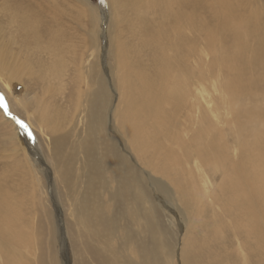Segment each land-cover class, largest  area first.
I'll return each mask as SVG.
<instances>
[{"label":"rangeland","instance_id":"374dc122","mask_svg":"<svg viewBox=\"0 0 264 264\" xmlns=\"http://www.w3.org/2000/svg\"><path fill=\"white\" fill-rule=\"evenodd\" d=\"M0 48V230L13 264H53L52 247L61 264H100L87 246L105 240L77 211L87 201L95 212L91 198L114 218V250L102 254L139 264L153 203L158 258L147 264H185L186 251L203 264H264V0H0ZM99 85L110 99H96L92 128ZM137 96L138 150L123 124ZM106 144L138 176L127 178L138 197L97 172ZM241 201L248 227L228 216Z\"/></svg>","mask_w":264,"mask_h":264},{"label":"bare ground","instance_id":"6f19581e","mask_svg":"<svg viewBox=\"0 0 264 264\" xmlns=\"http://www.w3.org/2000/svg\"><path fill=\"white\" fill-rule=\"evenodd\" d=\"M15 9L18 11H27V8L25 6H23L22 2H20V1L15 2ZM28 11H29V8H28ZM121 52L123 53V55H126L124 48H122ZM5 55H7V52L0 48V58L4 57ZM85 67L90 72V74H93L95 71L99 72V67H98V65L97 66L95 65V62H90V64H85ZM5 70H6V67L0 61V72L5 71ZM93 79L96 80V76L93 77ZM123 83L128 84L130 86V88H132V89L135 88L127 80L120 82V84H123ZM7 88L9 91H11L12 86L7 87ZM92 96H96V97L93 98ZM200 97H201V89L198 86L195 88V100H196L197 104L200 103ZM97 98L101 102V104H108V102H109L110 98L107 97L106 88H104L102 85H99L98 90L93 95H91V97L89 98L90 100L88 102L87 113H88V119H89V122H90V125L92 128L95 127V124L98 121V119L101 115L103 106H104V105L98 104V102L96 100ZM168 98H169L171 103H175L177 100V96L174 93H170ZM138 107L141 108V104L138 106V96L132 97L131 100L129 101V103L127 104V106L125 107V111L129 114H126L123 117V124H124L125 130L129 134L130 138L133 140L137 150H138V130L140 128V127H138ZM142 110L146 111L147 109L143 108ZM148 110H150V108H148ZM4 122H6V121H4ZM11 126H13V125H11ZM39 126H41V125H39ZM13 131H15V128H13ZM11 136H17V134H13ZM262 136H264V133H262ZM208 149H211V147H208ZM105 150H106V153L108 155H110L109 166H107L106 170H102L101 167H99L97 172H99L101 174L110 173L112 175L114 184L116 183L115 188H118L119 185L126 186V191H125L126 193H128L127 189L130 188L134 191L135 196L138 197V193H137L138 180L129 179L127 181V178L129 176L132 178H138V176L131 173L130 165L119 154H115L112 146H110L109 144H106ZM142 177L145 179V177L143 175H142ZM105 185H108V182L105 183ZM86 193L89 194V191H87ZM123 198H124V202L128 203L126 196H124ZM120 200H121V197H120L119 193L113 194V201L120 204ZM131 200L133 201L134 199H131ZM91 201H92V207H95L96 211L95 212L91 211V209L88 205V202L82 201L81 204H79L77 207L78 214L80 217H83V219L91 226V229L96 236L105 240L104 248L106 250H110V248L112 247L113 249H111V250H114V246L111 244V239L115 234V230L113 228L109 229V230L107 229V225L109 223H111L112 221H114V218L111 215L108 216L104 212V208L98 203L96 198H91ZM40 207L43 210V211L41 210V212H44L43 219L49 220L50 216H51V212H50V209L47 208L48 206L40 205ZM156 210H157V208H156L155 204L151 203V209L145 210L143 212V218L145 219L147 227L145 230L144 239L142 241H140L139 253H140L141 260H140L139 264H147L149 262V258L151 256L154 257L153 263H156L157 258H158V251H157L158 240L155 237V230H156L155 214H156ZM228 216L231 218V220L234 224L238 225L239 223H244V225L246 227H248L250 219L247 215V208L243 202H242V204L241 203L240 204L239 203H233L231 209L228 210ZM124 218L127 220L128 224H129V228L131 226H133V224L138 225V213H134L133 211H129L128 214L126 216H124ZM41 224H42V222H41ZM261 225L264 227V221L261 222ZM25 229H27V228L25 227ZM27 230H29V229H27ZM130 230L132 232H135V229H133V228H130ZM16 231H17V228H16L15 232ZM23 233H24V231H23ZM16 234H17V232H16ZM57 235L58 234H57V230H56L55 231V238L56 239L59 237V236L57 237ZM20 236H22V235L20 234ZM24 236H26V235H24ZM1 237H3V232L0 230V255L3 258V264L16 263L14 261V259H15L14 255L10 254L6 251V248L4 247V242L1 239ZM63 238H64V236H63ZM89 244L87 246L88 252H89V254L92 255L93 260L96 261L97 263L99 262L100 264H131L125 258L123 252H122L121 256H119V258H117L115 256L114 252H112L111 256L109 254L105 255V254H102V251L105 250L104 248H100L98 246V247H94L93 249H91ZM91 246H94V245H91ZM104 252H106V251H104ZM116 252H117V249H116ZM135 255H137V260H138V247H137ZM113 257L115 259H119L120 261L117 262L115 259H113ZM51 259H52L53 264H61L59 257H58V253L54 247H52ZM85 261H86L85 259H82L80 261V264H86ZM184 261H185V264H203L204 257H201L200 255L195 254L194 252L186 251L185 255H184ZM135 264H138V261H136ZM211 264H218V263L212 262Z\"/></svg>","mask_w":264,"mask_h":264},{"label":"snow or ice","instance_id":"6c2138e0","mask_svg":"<svg viewBox=\"0 0 264 264\" xmlns=\"http://www.w3.org/2000/svg\"><path fill=\"white\" fill-rule=\"evenodd\" d=\"M100 2L101 4H103L104 0H100ZM0 108H3L5 113H8V105H7V102L4 100V97L2 94H0ZM13 119H16V118L13 117ZM17 123L20 125L21 128L25 129L26 131L28 130V126L22 120H17Z\"/></svg>","mask_w":264,"mask_h":264}]
</instances>
